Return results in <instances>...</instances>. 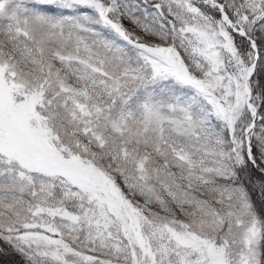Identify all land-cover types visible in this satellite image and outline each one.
I'll return each instance as SVG.
<instances>
[{"label": "snow or ice", "instance_id": "snow-or-ice-1", "mask_svg": "<svg viewBox=\"0 0 264 264\" xmlns=\"http://www.w3.org/2000/svg\"><path fill=\"white\" fill-rule=\"evenodd\" d=\"M0 261L264 264V0H0Z\"/></svg>", "mask_w": 264, "mask_h": 264}, {"label": "trees", "instance_id": "trees-1", "mask_svg": "<svg viewBox=\"0 0 264 264\" xmlns=\"http://www.w3.org/2000/svg\"><path fill=\"white\" fill-rule=\"evenodd\" d=\"M1 263H2V264H6V262H5V261H1Z\"/></svg>", "mask_w": 264, "mask_h": 264}]
</instances>
